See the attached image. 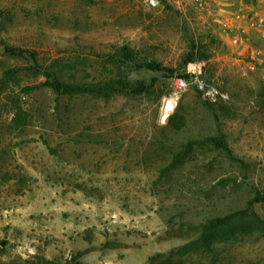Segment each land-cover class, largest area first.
Masks as SVG:
<instances>
[{
    "label": "rangeland",
    "instance_id": "374dc122",
    "mask_svg": "<svg viewBox=\"0 0 264 264\" xmlns=\"http://www.w3.org/2000/svg\"><path fill=\"white\" fill-rule=\"evenodd\" d=\"M154 1L0 0V264H147L264 219V0ZM190 57L228 100L163 112ZM210 250L186 261L264 264V233Z\"/></svg>",
    "mask_w": 264,
    "mask_h": 264
},
{
    "label": "trees",
    "instance_id": "16d2710c",
    "mask_svg": "<svg viewBox=\"0 0 264 264\" xmlns=\"http://www.w3.org/2000/svg\"><path fill=\"white\" fill-rule=\"evenodd\" d=\"M122 54L127 57L124 49ZM194 61L193 58H187L185 65ZM211 145L218 149H228L221 139L209 140ZM197 144V142H190L187 144V149ZM198 237L182 246L174 248L167 253H160L152 256L147 264H189L186 261V256L199 252L202 250H210L211 247L217 243H224L238 240L241 236H247L255 232L264 233V219L257 215L254 211H238L223 217L213 218L202 224L198 228ZM26 264H62L55 261L46 260L38 256L33 260L26 262ZM64 264H70L66 262Z\"/></svg>",
    "mask_w": 264,
    "mask_h": 264
},
{
    "label": "built area",
    "instance_id": "2783aa9c",
    "mask_svg": "<svg viewBox=\"0 0 264 264\" xmlns=\"http://www.w3.org/2000/svg\"><path fill=\"white\" fill-rule=\"evenodd\" d=\"M149 5L155 6L156 1L149 0ZM203 73V61H192L186 64L184 71L185 77H177L173 79L171 92L162 99V107L166 101V103L170 102V104H174L175 109L179 100L181 99L182 94L191 84L195 87L197 92H199L201 96L209 102L215 103L228 100L227 94L218 91L215 87L210 86L203 81ZM169 117L170 116H168L167 119Z\"/></svg>",
    "mask_w": 264,
    "mask_h": 264
},
{
    "label": "bare ground",
    "instance_id": "6f19581e",
    "mask_svg": "<svg viewBox=\"0 0 264 264\" xmlns=\"http://www.w3.org/2000/svg\"><path fill=\"white\" fill-rule=\"evenodd\" d=\"M174 104H170V102L166 103L165 101V104L163 105L162 107V111L163 112H169L170 110H172L174 108Z\"/></svg>",
    "mask_w": 264,
    "mask_h": 264
}]
</instances>
